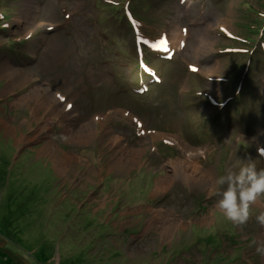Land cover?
<instances>
[{
  "label": "rangeland",
  "instance_id": "1",
  "mask_svg": "<svg viewBox=\"0 0 264 264\" xmlns=\"http://www.w3.org/2000/svg\"><path fill=\"white\" fill-rule=\"evenodd\" d=\"M121 1L0 0V264H264V196L245 225L216 208L220 176L264 169V0ZM37 85L57 115L17 104ZM175 138L207 187L171 170Z\"/></svg>",
  "mask_w": 264,
  "mask_h": 264
},
{
  "label": "clouds",
  "instance_id": "2",
  "mask_svg": "<svg viewBox=\"0 0 264 264\" xmlns=\"http://www.w3.org/2000/svg\"><path fill=\"white\" fill-rule=\"evenodd\" d=\"M216 185V194L221 197L216 208L235 225H245L252 219L253 205L264 196V169L258 170L249 157L238 172L228 171L217 179ZM256 220L264 225V213ZM255 251L264 257V239L257 240Z\"/></svg>",
  "mask_w": 264,
  "mask_h": 264
},
{
  "label": "bare ground",
  "instance_id": "3",
  "mask_svg": "<svg viewBox=\"0 0 264 264\" xmlns=\"http://www.w3.org/2000/svg\"><path fill=\"white\" fill-rule=\"evenodd\" d=\"M212 71H215V70H212ZM3 72L6 73V76L8 78H9V76L11 77L12 75H16L17 73L19 74V72L14 71L12 69H7L5 67H3ZM23 79H26V78L23 77ZM21 85H23V84H21ZM50 93L51 92H50V89L48 87H45L42 85L33 86L31 88L30 92L25 97L21 98L17 102V104L18 105H21V104L26 105L32 101H35L38 104V102L40 101L41 105H39L38 108L41 109V107H42L44 110L48 109V106H47L48 104H53V106L55 105L56 107L50 108L49 112L51 113V115L52 114L57 115L56 108L58 105H60L59 102L61 100L55 94H52V93L50 94ZM42 96L48 97L50 101L47 100L48 103L41 101L40 99ZM63 106L65 109L68 108L65 105V103L63 104ZM97 121H98V119L97 120L94 119L93 122H91V123H95ZM158 137L159 136H157L156 134L151 135V138H153V139L158 138ZM173 143L176 146H178V148L180 149L181 154H182V158H178L177 161L170 163L172 166L171 170L174 171L175 175H178L182 181H184L185 183H190L193 187H195L197 185V179H200V185H202L201 187H207L208 183H212L213 179L211 177L205 176V172H204L203 168L201 166H198V160L200 159L201 156H203L205 154V151L200 150V148H195V147H191L189 145H185L184 143H182L177 138L173 139ZM118 144H119V139L117 137H112L110 140V147L113 148V147L117 146ZM124 149H126V148H124ZM124 149H123V151L126 152V154H129L131 156L129 161L125 162L124 160L127 161L128 159H125L124 157H123L124 160H122V159L116 160L115 159V161L112 163L113 167L122 168L125 165V163H127L129 166L135 165L138 162L140 155L144 151V148L140 147V146L138 148H128L127 150H124ZM64 160L63 161H57V165L63 166L64 163H66V161H64ZM170 182H171V177L160 182L157 185L155 192L156 193L163 192L165 189H167V187L169 186L168 184Z\"/></svg>",
  "mask_w": 264,
  "mask_h": 264
},
{
  "label": "trees",
  "instance_id": "4",
  "mask_svg": "<svg viewBox=\"0 0 264 264\" xmlns=\"http://www.w3.org/2000/svg\"><path fill=\"white\" fill-rule=\"evenodd\" d=\"M122 2L123 1H121V3L117 6V7H119L118 8V10H119V12L121 11V12H123L124 10V7L125 6H127V7H129L130 8V2H129V0L127 1V2H125V4H123V6L121 7V5H122ZM118 12V13H119ZM237 236V235H236ZM215 240H214V239ZM219 239V238H218ZM217 240H216V237H209V238H207V240L205 241V244L206 245H210V246H214V245H216V243H217V245H216V247L218 246V243L220 242L219 240L216 242Z\"/></svg>",
  "mask_w": 264,
  "mask_h": 264
}]
</instances>
